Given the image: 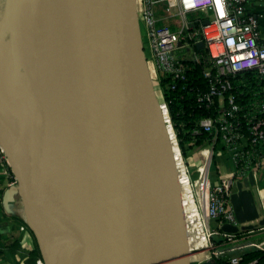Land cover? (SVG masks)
I'll list each match as a JSON object with an SVG mask.
<instances>
[{
	"label": "water",
	"instance_id": "1",
	"mask_svg": "<svg viewBox=\"0 0 264 264\" xmlns=\"http://www.w3.org/2000/svg\"><path fill=\"white\" fill-rule=\"evenodd\" d=\"M42 11L33 77L44 103L34 120L47 113L54 190L33 133L12 116L1 89L0 146L43 263L190 264L136 0H43Z\"/></svg>",
	"mask_w": 264,
	"mask_h": 264
},
{
	"label": "built area",
	"instance_id": "2",
	"mask_svg": "<svg viewBox=\"0 0 264 264\" xmlns=\"http://www.w3.org/2000/svg\"><path fill=\"white\" fill-rule=\"evenodd\" d=\"M247 2L248 0H136L142 42L147 48V60L153 65L157 82L160 74L182 80L186 71V65L182 61L198 59L194 48L199 41L204 42L216 69L208 90L197 97L198 102L205 103L206 107L215 108L216 115L202 118L198 127L193 130L194 134L202 132L212 136L196 153L200 157L196 160L198 163L194 176L184 159L176 134L169 132L170 142L176 150L175 152L173 149V152L182 204L183 186L189 192V197L198 204L200 193L205 188V214L210 219L221 217L225 221L234 220V214L226 204L230 185L245 172L257 179L261 161L264 160V146L261 150L257 149V144L264 142V46L259 43L257 18L246 13ZM204 20H208V23L205 24ZM249 69L255 70L262 81L263 98L253 101L247 111L240 113L242 108L235 102L234 95L230 92L233 85L226 77ZM204 75L208 77L210 72L205 71ZM159 92L162 99L161 90ZM161 107L167 119L164 100ZM243 125L247 128L249 139L246 149L240 150L239 144L245 146L241 131ZM217 135L233 152L232 157L237 166L234 170L226 169L223 172L217 166V181L212 183L210 165ZM177 159L181 164V172L177 168ZM0 167L6 177L12 178L8 159L1 146ZM11 184H17L15 178ZM224 235L228 240L233 239L231 234ZM255 248L263 249L264 246L255 244ZM213 254L215 257L221 255L217 250ZM240 260V256H234L230 263L237 264ZM253 263L254 261L251 262ZM35 264H44L41 257L36 258Z\"/></svg>",
	"mask_w": 264,
	"mask_h": 264
},
{
	"label": "crops",
	"instance_id": "3",
	"mask_svg": "<svg viewBox=\"0 0 264 264\" xmlns=\"http://www.w3.org/2000/svg\"><path fill=\"white\" fill-rule=\"evenodd\" d=\"M245 7L246 13L258 20L259 43L264 46V0H248ZM188 158L196 161V152L193 151ZM226 169L220 165L221 172ZM200 201L204 209L206 203L202 193ZM226 204L232 210L234 220H210V227L216 233L213 236L216 241L214 247L220 256L228 254L234 257L255 248V244L264 246V160L257 179L245 172L233 180ZM224 234H231L233 239L228 240ZM36 245L26 223L22 199L0 167V264H35L38 258L33 254Z\"/></svg>",
	"mask_w": 264,
	"mask_h": 264
},
{
	"label": "trees",
	"instance_id": "4",
	"mask_svg": "<svg viewBox=\"0 0 264 264\" xmlns=\"http://www.w3.org/2000/svg\"><path fill=\"white\" fill-rule=\"evenodd\" d=\"M195 51L198 55L197 60L182 61L186 65V71L182 80H175L168 74L159 75V88L162 94V100L167 107V126L169 132H174L178 139V144L183 156H189L195 148L202 146L210 141L211 135L207 133L194 134L193 130L198 127L199 121L204 117H214L216 115L215 108L206 107L205 103L198 102L199 94L206 92L213 78L216 75V69L213 66L209 53L204 47L198 49L195 46ZM146 56L148 57L147 48L144 46ZM205 71L210 72V76L204 75ZM231 81L233 88L230 92L234 95L235 102L240 105L242 111H247L253 101L263 98L262 81L257 72L253 69L245 70L235 75L226 77ZM243 142L245 146L239 144L240 150H245L248 142V131L243 125L242 129ZM220 136L217 135V140L213 146L212 156V171L211 182L215 183L218 177L217 166L221 164L227 169H236L237 163L233 159V152L225 146ZM264 142L257 144V149H262ZM219 153V154H218ZM12 179H14L12 174ZM205 189L201 191L204 196ZM221 217H218V220ZM35 257H40L38 247L33 252ZM203 255V254H202ZM205 255V254H204ZM203 255V257H204ZM238 256L241 260L237 264H264V248H252L242 251ZM202 257V258H203ZM231 255H222L214 257L212 260L216 264H231Z\"/></svg>",
	"mask_w": 264,
	"mask_h": 264
},
{
	"label": "bare ground",
	"instance_id": "5",
	"mask_svg": "<svg viewBox=\"0 0 264 264\" xmlns=\"http://www.w3.org/2000/svg\"><path fill=\"white\" fill-rule=\"evenodd\" d=\"M2 1V2H1ZM0 31H1V55L0 66L3 69V78L7 94L11 98L17 99L24 103L30 77L35 76L36 66L40 58L41 49L43 46V0H0ZM14 37L16 40H14ZM15 48H18V52ZM8 52H13L15 60H10L6 56ZM15 82L19 83V87L15 86ZM24 119L26 120L25 116ZM23 120L22 124L34 135V139L40 150V155L43 160L45 172L51 190H54L55 184L52 176L49 150H48V135H47V113L39 115L37 119L29 117L28 120ZM24 127V128H25ZM25 128V129H26ZM28 129L26 131L28 132ZM176 152L174 145L172 147ZM178 170L181 172V164L179 159L176 160ZM183 192L186 190L183 186ZM205 189V188H204ZM206 191L204 192V199ZM200 203V200H199ZM205 208H202L201 203L198 204V220L193 219L195 215L194 205L182 204L186 222L187 240L189 254H197L205 248V236L202 238V247L193 245L190 240L198 239L201 235L199 223L203 226L201 211H206L207 198L205 199ZM201 209H200V208ZM194 225V226H193ZM195 228L197 229L195 231ZM200 232V233H199ZM195 237V238H194Z\"/></svg>",
	"mask_w": 264,
	"mask_h": 264
},
{
	"label": "rangeland",
	"instance_id": "6",
	"mask_svg": "<svg viewBox=\"0 0 264 264\" xmlns=\"http://www.w3.org/2000/svg\"><path fill=\"white\" fill-rule=\"evenodd\" d=\"M0 10H2L1 9V4H0ZM0 15H1V13H0ZM0 33H1V31H0ZM0 39H1V34H0ZM14 40H16L15 37H14ZM15 49L18 52V48H15ZM1 51H2V47H1V42H0V55H1ZM12 53L13 52H11V53L8 52L6 54V56L9 57L10 60H15V57L13 56ZM0 63H1V60H0ZM148 69H149V73H150V76H151V79H152V83H153V87H154L155 93H156V95L158 97L160 105L162 106V99H161L160 92H159L160 88H159L157 80L155 79V72H154L153 65L151 63H149V61H148ZM3 76H4L3 75V69L0 66V89L1 90H4V88H6V85H5L6 82H5L4 78H3ZM14 84H15V86L19 87V83L18 82H15ZM2 92L4 93V96L6 97L5 101H4V104L6 105L7 109L10 110V113L12 114V116L18 122H20L21 124H22V121L25 120L24 116H25L26 120H28L29 117L34 118L35 115L43 107L44 98H43V89H42L41 81H39V79L37 80L33 76L30 77L29 85L25 89V92H26L27 95L25 97L24 103H22V102L19 103V101L16 98L15 99L11 98L10 95L7 94L6 90H4ZM164 116L166 117L165 111H164ZM201 148H202V146H199V147L195 148L194 152L197 153L198 150H200ZM190 156H191V154H190ZM188 157L189 156H184V159L188 163V165L191 168L192 172H194L193 173V176H194L195 168H196V165H197L198 162L197 161H193V158L189 159ZM196 157L198 159V157H200V155L198 154V156H196ZM212 167H213V165L211 164L210 165L211 170H213ZM211 174H212V171H210V179H211ZM7 179H8V182L11 183L12 178L7 177ZM15 185H17V184H15ZM182 196H183V204L194 205V209H195L194 213H195L196 217L193 216V219L196 222V219L198 220V214H199L198 213V209H197L198 202H195L191 197H189V192H187L186 190L183 192ZM205 199H206V196H205ZM201 216H202L203 226L198 221V225H199V228L201 230V235L198 237V239L190 240V242H192V244H193V245H191L192 247L195 246L194 248H196L197 246H199V247L201 246L202 247L203 246L202 245L203 244L202 243V238H203V235H204L205 238H206L205 248H203L197 254H189V261H191L190 264H198L200 261L205 260V259L212 260L215 257L213 252L217 250V248L214 247L216 245V241H215V239L213 237L215 234L212 233V229L210 227V220L211 219L207 217V214H205V212L203 210L201 211ZM196 230L197 229L195 228V231ZM202 254H205L204 257H203Z\"/></svg>",
	"mask_w": 264,
	"mask_h": 264
}]
</instances>
